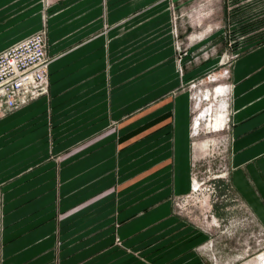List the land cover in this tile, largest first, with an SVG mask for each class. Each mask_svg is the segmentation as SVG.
Segmentation results:
<instances>
[{
  "label": "crops",
  "instance_id": "obj_1",
  "mask_svg": "<svg viewBox=\"0 0 264 264\" xmlns=\"http://www.w3.org/2000/svg\"><path fill=\"white\" fill-rule=\"evenodd\" d=\"M168 22L167 0H0V51L46 26L51 60L49 95L0 117L3 264L50 262L56 222L44 212L59 206L60 264H195L171 244V202L156 194L191 187L188 96L150 84L155 99L140 109L139 61L171 57ZM233 77L232 184L264 222V44Z\"/></svg>",
  "mask_w": 264,
  "mask_h": 264
},
{
  "label": "rangeland",
  "instance_id": "obj_2",
  "mask_svg": "<svg viewBox=\"0 0 264 264\" xmlns=\"http://www.w3.org/2000/svg\"><path fill=\"white\" fill-rule=\"evenodd\" d=\"M167 9L173 37L171 57L141 59L138 79L140 109L155 99L148 91L150 84L171 87L169 92L156 93L158 97L170 94L183 100L184 95L188 96L189 113L184 120L187 144L181 157L191 187L187 191L175 186L163 192L156 190V194L166 195L171 202L172 234L168 238H172V245L181 244L184 254L194 258L195 264H257V255L264 251V222L232 184L236 170L232 164L236 141L232 89L236 64L245 53L264 44V0H167ZM161 51L157 50L156 55L160 56ZM221 57L226 59L218 66ZM170 70L171 80L167 75ZM217 86L225 87L224 96L213 95ZM49 92L50 85L43 96ZM204 112L206 115L201 116ZM179 128L172 124L174 153L179 149ZM161 155L163 152L158 156ZM49 158L59 164L58 156L51 154ZM174 174L173 168L171 179ZM14 208L12 204L11 209ZM4 215L0 192V264H3ZM44 215H47L45 225L52 220L56 222V237H49L55 239V244L45 256L50 258L48 264H60L63 245L60 206L56 207L54 218L51 219V210L46 208ZM154 238L157 241L160 236ZM115 244L124 247L119 236ZM12 261L20 260L13 257Z\"/></svg>",
  "mask_w": 264,
  "mask_h": 264
},
{
  "label": "built area",
  "instance_id": "obj_3",
  "mask_svg": "<svg viewBox=\"0 0 264 264\" xmlns=\"http://www.w3.org/2000/svg\"><path fill=\"white\" fill-rule=\"evenodd\" d=\"M48 29L37 32L0 51V114L26 105L49 91ZM264 264V251L257 255Z\"/></svg>",
  "mask_w": 264,
  "mask_h": 264
},
{
  "label": "bare ground",
  "instance_id": "obj_4",
  "mask_svg": "<svg viewBox=\"0 0 264 264\" xmlns=\"http://www.w3.org/2000/svg\"><path fill=\"white\" fill-rule=\"evenodd\" d=\"M221 61L218 63V66H220V65H222L223 64V62H224V60L226 59V57H221V58H219ZM225 87L224 86H217V88H216V90H214V91H216V92H214V96H224L225 95ZM225 92V93H224ZM206 99H209V95L208 94H206ZM210 112V109H208L207 110V114ZM206 114H205V112L204 113H202V115L201 116H205ZM201 117H199L198 119H197V121H198V125H201ZM229 119V118H228Z\"/></svg>",
  "mask_w": 264,
  "mask_h": 264
}]
</instances>
